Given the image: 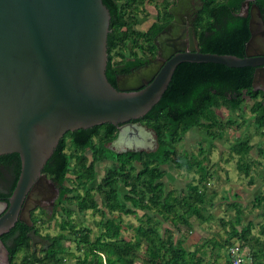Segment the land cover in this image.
Masks as SVG:
<instances>
[{
    "label": "trees",
    "instance_id": "1",
    "mask_svg": "<svg viewBox=\"0 0 264 264\" xmlns=\"http://www.w3.org/2000/svg\"><path fill=\"white\" fill-rule=\"evenodd\" d=\"M244 1L201 0L203 7L195 27L201 53L243 57L250 37L248 19L238 15ZM102 2L110 14L105 75L115 86V70L121 64L126 66L124 71L129 66L141 65L144 53L155 48L153 37L169 21L170 3ZM254 3L264 16V0ZM147 6L157 10L160 20L143 30L141 22L150 16ZM254 70L211 63L179 64L159 102L139 120L155 133L158 146L152 153L117 155L108 150L106 146L117 135L111 124L64 134L42 170L59 189L58 233L46 234L47 248L37 250L26 236L31 229L22 225V233L11 251L12 259L20 253L18 264H68V256H73L74 264H212L206 260L209 249L210 256L216 254L213 264H218L220 250L224 251V264H230L229 249L238 246L244 264H264V193L254 197V208H247L248 215L237 195H223L220 200L234 214L228 219L225 211L222 216H215L211 210L217 193L207 190L213 179L207 167L209 152L200 148L194 155L183 148L185 138L196 129L211 142L225 143V135L237 122L235 118L242 119L241 126L246 124V101L256 96L252 87ZM254 107L260 109L262 105L256 103ZM225 144L229 156L225 162L229 163L233 154L238 155L237 170L247 176L248 144ZM99 164L105 166L98 179ZM0 166H10L13 191L20 173L19 156H0ZM170 167L194 175L183 188L168 190L164 178ZM87 210L98 218L93 225L94 234L92 227L84 224ZM254 213L261 222L256 224L257 235L251 237L254 223L250 215ZM54 215L55 212L52 218L41 222L50 225ZM74 216L80 219L78 223ZM124 217H134L138 225L125 223ZM204 224L217 225L225 238L219 242L216 237L200 236L186 247V236L193 235ZM17 228L18 225L12 231ZM128 230L132 233L124 237Z\"/></svg>",
    "mask_w": 264,
    "mask_h": 264
},
{
    "label": "water",
    "instance_id": "2",
    "mask_svg": "<svg viewBox=\"0 0 264 264\" xmlns=\"http://www.w3.org/2000/svg\"><path fill=\"white\" fill-rule=\"evenodd\" d=\"M181 1L170 7L173 21L159 36L158 55L169 61L118 77L113 86L105 75L110 14L102 0H0V156L20 159L0 235L17 221L31 226L30 211L57 198L42 170L67 132L111 124L117 129L111 152H154L155 133L139 120L159 102L179 64L251 67L253 90L264 91V22L254 0L238 12L250 33L240 58L201 53L190 34L186 47L176 15ZM28 238L32 246L39 239L33 231Z\"/></svg>",
    "mask_w": 264,
    "mask_h": 264
},
{
    "label": "flooded vegetation",
    "instance_id": "3",
    "mask_svg": "<svg viewBox=\"0 0 264 264\" xmlns=\"http://www.w3.org/2000/svg\"><path fill=\"white\" fill-rule=\"evenodd\" d=\"M165 2L170 3L168 7V14L170 18H169V21L165 23L163 27L153 37V43H154L153 45L155 48L148 50V52L144 53V56H142L141 65L129 66L128 71H124L126 66L124 63L121 64L119 66V69L115 70L116 71V74L114 77L115 83H116V78L121 77V76H127L131 74L132 72L138 71L144 66H147L153 62L161 61L162 64H166L169 61V59L165 60L158 55L159 52H158L157 46L164 45L160 41L159 36L160 35L164 36L169 31L166 28L173 21V16L169 13V10L171 6L176 4L177 0H165ZM202 7L203 5H202L201 0H189V2H187V0H182L179 9L176 10V15L179 20V23H178V26L180 27L179 31L185 34V41H186L185 46L186 47L190 46L189 34L193 37V39L196 40V43L198 45L197 32H196L195 27H196L197 20H198V14L202 10ZM159 18L160 17L158 13H156L155 20L151 21V23L148 26H146V28L143 27L144 28L143 30L149 29V27L151 26L153 22L159 23V20H160ZM245 19H248V18H245ZM262 20L264 22L263 15H262ZM254 91H256V96L252 100L248 101V107H247L246 116H245L246 124L241 126L240 123L242 122V119L240 117L239 118L237 117L235 118L237 122L230 129L231 131H235V134H236L234 139L231 142L232 144H237L241 141H244L248 144V147H249V151L246 157V162L248 165H250V167L248 170V175L247 176L243 175V177H245V179L248 180L249 188L247 190H248L249 196L250 197L252 196L250 200V204L248 206V208L250 209L254 208V205L252 204L254 197L257 196L258 194L264 193V91H261L259 89H256ZM256 103H260L262 105V108L256 109L254 107ZM203 134L205 135V133ZM109 144L107 146H109ZM238 158H239L238 155L233 154L231 157V161L232 162L235 161L236 172L239 173V171L237 170V162L239 160ZM48 180L52 184L55 185V188L58 191L57 198H55L52 203H49V202L43 203L41 204V206H37L35 209L30 211V221L31 223L33 221L31 226H27L23 222L17 221L8 232L0 235V241L6 249V252H5L0 245V264H15V259L18 258V256L20 257V260H21L22 255L20 253L17 254L15 256V259L13 260L11 256V251L13 250V245L14 243L17 242L18 240L17 238L20 237V234L22 233V229L24 228L25 225L29 227L31 231H33L34 235L39 237V239L38 238L35 239V246L33 247L37 250L39 249L45 250L47 248L49 243H48V239H46V234H42L39 231L38 227L45 226V225L48 226V224L44 225L41 221L52 218L54 212H55L54 219L56 220L57 215L60 217L59 214L61 212V207L59 205L57 206V201L59 197V189L57 188V183H54L49 178ZM13 183H14V177L12 176L10 172V166H0V217L6 211L5 207L3 206V202H5V200H7L11 196V195L9 196L8 194L9 192L12 191L11 188L13 186ZM81 193L83 194V192ZM233 195L236 196V194H233ZM55 220H52L51 224H53ZM250 220L254 223L253 229L250 233L251 237H253L254 235L255 236L257 235V231L259 229V226L256 224L260 223L261 220L259 219L258 216H256V213L250 215ZM57 223H60V221L56 220L55 226ZM17 225H18V228L16 229V231L13 232L12 230L15 229ZM28 234L29 232L26 234L27 237H28ZM18 263H20V261Z\"/></svg>",
    "mask_w": 264,
    "mask_h": 264
},
{
    "label": "rangeland",
    "instance_id": "4",
    "mask_svg": "<svg viewBox=\"0 0 264 264\" xmlns=\"http://www.w3.org/2000/svg\"><path fill=\"white\" fill-rule=\"evenodd\" d=\"M161 8L160 6H158ZM157 10L151 6L146 7V12L150 15L149 18H146L145 21L141 22V26L146 28L151 21L155 20L156 12ZM142 28V29H144ZM248 101H246V104H248ZM247 111V108H245V112ZM222 117H226V115L221 113ZM235 131L229 130L227 134L225 135L224 140H227L225 143H231L232 140L235 137ZM224 142H211L204 134L203 132L199 130H194L192 131L184 141V146L188 152L197 155L199 153V149L202 148L203 150H207L209 152L208 156V164L207 167L209 169V172L213 174V179L211 183H209L207 190L208 192L215 191L217 193L216 199H215V207L211 210V212L218 217L220 215H223V212L225 211L227 219L229 217H232L234 214L233 211H228L225 208V204L220 200L221 196L225 195H233L236 194L238 196L237 199L240 201V205L244 207L245 209V214H247L248 211V206L250 204L251 197L248 194V180L243 177V175H240L238 172H236V163L235 161L232 162L231 160L229 163H226V159H228V152L226 150V145ZM181 150V148H179ZM104 166L105 164H100L97 166V173H98V179L103 175L104 173ZM193 173H187L183 170L177 171L174 170L173 167H170L168 170V174L164 178V182L166 183L167 189L172 190L176 188H183L187 181L193 177ZM197 176H195V181H197ZM241 198V199H240ZM221 202V204L219 203ZM219 203V204H218ZM220 205L222 207L220 208ZM59 213V212H58ZM248 215V214H247ZM85 217V222L84 224L86 226H90L93 229V234L96 231L94 225V222L97 221L98 218L94 217L91 210H87L86 213L84 214ZM252 218V217H251ZM57 221H60V217L57 215ZM51 225V228H47V226H39V231L42 234H49V235H56L58 233V229L55 226V222ZM73 220L75 222H79L80 219L77 216L73 217ZM123 221L125 223H132L133 225H138V221L134 217H124ZM48 225V226H50ZM162 230H159V233ZM132 233L131 230L126 231L123 236L128 237ZM93 234L91 235V239L93 237ZM183 236L185 235V231H183ZM178 236V235H177ZM176 236V238H178ZM205 238H211V237H216L215 240L221 242L223 238H225V233L223 230H220L217 225L213 224H204L200 228L197 227L195 230V233L190 236L188 234L186 236L184 245L186 247H190L195 243L199 237ZM74 255H77L75 250H73V246L71 247ZM208 255L206 256V260L210 263H214V259L216 257V254H213L212 256L209 255L210 250L207 249ZM69 261L68 264H74L75 260L73 259V256H68ZM20 261V257L15 259V263H18ZM225 257H224V251L220 250V258L218 260V264H224Z\"/></svg>",
    "mask_w": 264,
    "mask_h": 264
},
{
    "label": "built area",
    "instance_id": "5",
    "mask_svg": "<svg viewBox=\"0 0 264 264\" xmlns=\"http://www.w3.org/2000/svg\"><path fill=\"white\" fill-rule=\"evenodd\" d=\"M230 264H244V257L238 246L229 249Z\"/></svg>",
    "mask_w": 264,
    "mask_h": 264
}]
</instances>
